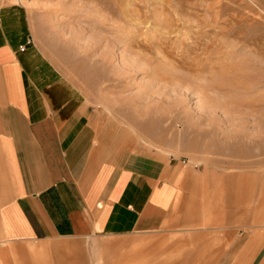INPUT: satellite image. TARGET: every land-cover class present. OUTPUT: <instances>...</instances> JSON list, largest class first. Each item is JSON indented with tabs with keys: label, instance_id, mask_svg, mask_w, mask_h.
I'll return each mask as SVG.
<instances>
[{
	"label": "rangeland",
	"instance_id": "374dc122",
	"mask_svg": "<svg viewBox=\"0 0 264 264\" xmlns=\"http://www.w3.org/2000/svg\"><path fill=\"white\" fill-rule=\"evenodd\" d=\"M4 1L20 4L49 91L96 116L95 144L182 170L156 230L13 248L75 264H264V0ZM106 243L132 255L93 258Z\"/></svg>",
	"mask_w": 264,
	"mask_h": 264
},
{
	"label": "crops",
	"instance_id": "0c3cea01",
	"mask_svg": "<svg viewBox=\"0 0 264 264\" xmlns=\"http://www.w3.org/2000/svg\"><path fill=\"white\" fill-rule=\"evenodd\" d=\"M21 9L0 0V264H75L60 251L33 259L13 246L156 230L177 206L182 170L136 154L123 161L104 139L95 144L96 116L49 91ZM117 247L100 244L93 258L117 260Z\"/></svg>",
	"mask_w": 264,
	"mask_h": 264
},
{
	"label": "bare ground",
	"instance_id": "6f19581e",
	"mask_svg": "<svg viewBox=\"0 0 264 264\" xmlns=\"http://www.w3.org/2000/svg\"><path fill=\"white\" fill-rule=\"evenodd\" d=\"M264 214V213H263ZM249 225V224H248ZM264 225V224H263ZM250 227V226H249ZM262 227V226H261ZM264 227V226H263ZM226 241H227V239H226ZM228 244V243H227ZM224 246V245H223ZM218 247V246H217ZM220 248V247H219ZM219 252V251H218ZM231 264H236V260L235 261H233Z\"/></svg>",
	"mask_w": 264,
	"mask_h": 264
}]
</instances>
